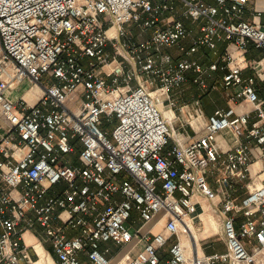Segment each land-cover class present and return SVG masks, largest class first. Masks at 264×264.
Listing matches in <instances>:
<instances>
[{"label": "built area", "instance_id": "2783aa9c", "mask_svg": "<svg viewBox=\"0 0 264 264\" xmlns=\"http://www.w3.org/2000/svg\"><path fill=\"white\" fill-rule=\"evenodd\" d=\"M247 1L0 0V264L31 261L23 233L37 226L56 264H264V24L244 19ZM219 41L235 50L191 57ZM250 45L262 56L246 64ZM218 69L250 108H217L190 139L160 104L173 112L189 72L215 88ZM190 104L177 110L192 127ZM202 201L223 252H198Z\"/></svg>", "mask_w": 264, "mask_h": 264}, {"label": "crops", "instance_id": "0c3cea01", "mask_svg": "<svg viewBox=\"0 0 264 264\" xmlns=\"http://www.w3.org/2000/svg\"><path fill=\"white\" fill-rule=\"evenodd\" d=\"M255 11L259 12V16H255ZM243 17H244V19H247V20H250V21L254 20V21H257V22H259L261 24H264V0H248L247 3H246V6H245ZM190 24L193 26L194 31L197 33L198 32V24L188 22V25H190ZM131 31H132V35H133V37L135 39L144 38V37H146V34H147V33L146 34H139L138 33V29L136 27H134V26L132 27ZM225 47L230 49L231 51L235 50L234 49L235 47H233V45H231V44L230 45H228V44L226 45L225 41H219L217 43V49H216L215 53H212L211 51L207 50L205 52L204 56H201V55H198V54H193L191 57L198 59L199 62L203 66H207V63L210 60H218L220 58V56L222 55ZM165 50L170 52V53H172L174 59L179 56V52L174 47L165 48ZM261 56H262L261 51L259 49L254 48L252 45H250L249 52H247L245 54V58H246V61H247L246 64H249V62L252 59L257 60V59L261 58ZM223 72L224 71L219 70V69L218 70L209 71L206 74V76H205V79H206L207 83L209 84V86L212 85V84L219 83L220 80H221V76H222ZM242 74L244 76H249V75L253 74V71L251 70L250 67L247 66V67H245L243 69ZM190 77H193V74L189 72L188 79H190ZM152 88H153V86H152ZM215 88H221V87L217 84V86ZM211 89H213V88H211ZM221 89H223V88H221ZM180 90H183V89H180ZM234 91H235V87L234 88H229L228 97ZM177 92H178L177 90H173L172 94L174 95ZM262 93H264V92H262ZM173 97H175V96H173ZM182 97H183V95H182ZM27 98L30 101H34L35 100L34 96H31L30 94H29V96H27ZM177 99L178 98L175 97V100H177ZM192 99H198L200 107H201V110H202V103H201V100H200L201 99V95H199V93H197L196 95L195 94L192 95L191 98L187 99V100H186V98H179L177 100V102H178L177 104L181 105L183 102L190 104ZM224 106L225 107H233L236 112H239L241 110H247V109L250 108L249 103H243V106L235 105V104H233V102L229 98H227L224 101ZM190 107H191V104H190ZM160 108L163 111H165L164 103L160 104ZM202 112H203V110H202ZM184 115H185V117H183ZM179 116H180L179 119L183 120V126H185V127L180 126L179 130L185 132L188 135V138H190V139L196 137L197 134L200 133V132L195 134L196 133L195 130L192 128L193 129V131H192V129H190L191 127L189 128L188 125H186L184 123V119L186 118L185 112H183V114L179 115ZM204 118H205V113L203 112V118H202V120H200V123H201V121L205 122V120L207 118L206 119H204ZM186 128H188V129H186ZM199 131H201V129ZM225 136H226V138H225ZM229 136H230V134L226 130L222 131L221 133H219L217 135V138L221 142L222 147L225 148V149L228 147V145L231 144V139H230ZM197 212L200 213V215L198 216L199 218L198 217H194V220H195L194 232L196 233L195 237H196V239H197V241L199 243L198 252L202 253V254H209V253H213V252H223V251H225V243H224V238H223V233H222V228H221V220H220L219 215L215 211H213L210 208H208L206 201H202V203L198 204ZM153 222H151L150 224H152ZM198 225H203L202 230H200V226H198ZM35 228H33L32 230H28V231L23 233V239L27 243V245H29L28 253H29L31 261L27 262L26 260L23 259L22 260V264H56L55 263V255L52 252L51 244L45 238V236L43 238L39 237L34 232ZM158 230H160V224L159 223L154 224L152 226V231H158ZM197 234H199V237H197ZM182 238H183V241L186 244V238L185 237H182ZM47 242L49 243L48 247L45 246ZM33 248H35V250ZM79 260H80L81 264H90L84 254H80L79 255ZM114 261H115V259H113L111 261V264H113ZM217 264H221V263H217Z\"/></svg>", "mask_w": 264, "mask_h": 264}, {"label": "rangeland", "instance_id": "374dc122", "mask_svg": "<svg viewBox=\"0 0 264 264\" xmlns=\"http://www.w3.org/2000/svg\"><path fill=\"white\" fill-rule=\"evenodd\" d=\"M130 28H132V27H130ZM193 78L194 77H190V79H188L189 81L180 87L183 90H177L178 92L175 93L173 96L177 97L178 99L179 98H186V100H187V99H190L192 95H194V94L196 95L197 93H199V95H201L200 100L202 103V110L205 113L204 119H206L209 115H212L214 113V110L217 107L218 108H220V107L226 108L224 106V101L228 98L229 89H221V88L211 89L210 87H208L205 90H200V87L198 86L197 82L194 81ZM182 95H183V97H182ZM187 104H189V103H187ZM178 105H177V107H178ZM164 106H165V108H164L165 110H169L166 102H164ZM177 107L173 108V112H171V116H173L172 125H173L174 129L179 130V127L183 126V120H180L179 118L178 119L175 118V116H177V115L179 116V114H180L179 111L177 110ZM162 112L164 113L163 110H162ZM183 117H185V115ZM200 120L201 119L196 118V116H194L193 126L191 128H190V126H188L190 129L193 128L195 130V132H196L195 134H197L199 132V130L203 127V124H202L203 121H201V123H200ZM183 127H185V126H183ZM186 129H188V128H186ZM193 129H192V131H193ZM179 131H181V130H179ZM225 138H226V136H225ZM138 224H139V222L135 223L136 226ZM198 226H200V230H202L203 225H198ZM34 232L39 237H41V238L44 237L43 231H41V228L39 226H37L34 229ZM199 234H197V237H199ZM45 246L48 247L49 243L47 242Z\"/></svg>", "mask_w": 264, "mask_h": 264}, {"label": "bare ground", "instance_id": "6f19581e", "mask_svg": "<svg viewBox=\"0 0 264 264\" xmlns=\"http://www.w3.org/2000/svg\"><path fill=\"white\" fill-rule=\"evenodd\" d=\"M27 96H29V93L26 94V97H27ZM164 112H165V114H167L169 117L171 116V112H170L169 110H165ZM194 236H196V233H195V232H194ZM186 244H187V242H186ZM188 246H190V245L188 244Z\"/></svg>", "mask_w": 264, "mask_h": 264}]
</instances>
